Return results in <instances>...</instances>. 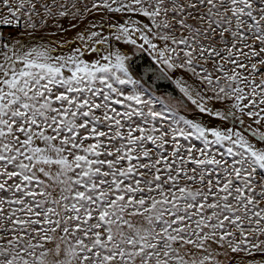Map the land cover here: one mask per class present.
<instances>
[{
	"label": "snow or ice",
	"instance_id": "6c2138e0",
	"mask_svg": "<svg viewBox=\"0 0 264 264\" xmlns=\"http://www.w3.org/2000/svg\"><path fill=\"white\" fill-rule=\"evenodd\" d=\"M0 264H264V0H0Z\"/></svg>",
	"mask_w": 264,
	"mask_h": 264
}]
</instances>
